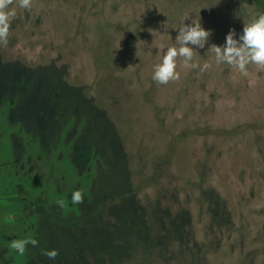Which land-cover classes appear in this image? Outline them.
I'll list each match as a JSON object with an SVG mask.
<instances>
[{"label": "rangeland", "instance_id": "obj_1", "mask_svg": "<svg viewBox=\"0 0 264 264\" xmlns=\"http://www.w3.org/2000/svg\"><path fill=\"white\" fill-rule=\"evenodd\" d=\"M18 4L0 44V264H264V69L242 73L208 49L230 29L238 39L255 9L245 0ZM186 13L185 24L211 31L194 48L199 67L177 57L179 79L159 84L160 49L175 45ZM28 238L38 245L24 255L9 247Z\"/></svg>", "mask_w": 264, "mask_h": 264}, {"label": "clouds", "instance_id": "obj_2", "mask_svg": "<svg viewBox=\"0 0 264 264\" xmlns=\"http://www.w3.org/2000/svg\"><path fill=\"white\" fill-rule=\"evenodd\" d=\"M13 0H0V44L7 45L9 28L11 21L15 18V11L8 10ZM19 7L29 9L31 0H19ZM190 14L186 13L178 34L175 38V45L161 47L160 61L155 64L152 79L159 84H167L169 81L179 79L177 68V57L183 58V67L195 69L199 67L192 62L195 54L194 48H204L211 35L210 30H205L199 19H191V23L185 24ZM236 32L230 29L225 36L223 45L211 44L208 49L215 55L217 64L226 63L240 72L246 73L247 66L254 64L260 69H264V12L257 13L248 23H243L242 32L236 39ZM211 65L204 63L200 68L201 72L209 69ZM84 202L83 194L76 190L71 194V203L79 205ZM58 206L63 207V201H57ZM38 241L34 238L12 240L9 247L16 250L20 255H24L29 246L36 247ZM42 254L49 259H55L59 254L57 250H42Z\"/></svg>", "mask_w": 264, "mask_h": 264}, {"label": "trees", "instance_id": "obj_3", "mask_svg": "<svg viewBox=\"0 0 264 264\" xmlns=\"http://www.w3.org/2000/svg\"><path fill=\"white\" fill-rule=\"evenodd\" d=\"M245 2L247 3V4H249V6H251V7H253L254 9H255V11L257 12V13H260V12H264V0H245ZM114 104H115V101H114ZM186 138H188V136H182L181 138H176L174 141H173V145L174 146H176L177 144H179V142H183V141H185L186 140ZM173 150V149H172ZM171 150V151H172ZM171 153H169L167 156H165V158H164V161H162L160 164H161V166L159 167H157V171L158 172H160L161 170H163V168H164V170L165 169H167V166L166 165H168L167 164V161L169 160V155H170ZM166 163V164H165ZM116 196H111L112 198H108V199H105V200H103L102 201V205L103 204H105V203H108V202H110L111 201V199L112 200H114V198L116 197V199L117 198H119V199H122V200H118L117 199V203H119V202H122V201H125V198L127 199L128 198V196H130L131 195V193H129V192H125V193H122V194H115ZM215 208V207H214ZM12 218H13V216H11ZM169 225V224H168ZM171 226H174V224L173 223H171L170 224ZM176 228V227H175Z\"/></svg>", "mask_w": 264, "mask_h": 264}]
</instances>
